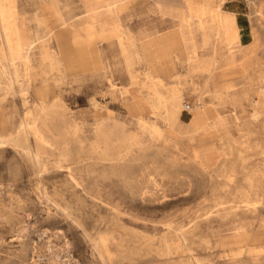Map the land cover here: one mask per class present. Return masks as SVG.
Masks as SVG:
<instances>
[{"label": "rangeland", "instance_id": "374dc122", "mask_svg": "<svg viewBox=\"0 0 264 264\" xmlns=\"http://www.w3.org/2000/svg\"><path fill=\"white\" fill-rule=\"evenodd\" d=\"M98 1L91 13L84 0H11L9 20L30 48L26 69L23 52L14 54L15 67L0 36V264H264V193L253 189L250 212L238 198L264 147V0H256L258 16L246 0L250 26L242 44L232 45V73L215 70L217 89L236 105L215 104L203 75H185V62L157 64V75L180 88L171 122L146 106L150 90L140 81L150 64L138 49L177 30L181 0ZM111 28L115 36L100 35ZM204 35L210 32L193 34L198 54L225 47L211 38L202 48ZM130 72L140 79L132 86ZM200 99L218 110V123H191ZM145 120L156 132L142 127ZM98 122L141 133L145 149L118 159L113 144L105 159ZM195 220L186 251L166 224Z\"/></svg>", "mask_w": 264, "mask_h": 264}, {"label": "crops", "instance_id": "0c3cea01", "mask_svg": "<svg viewBox=\"0 0 264 264\" xmlns=\"http://www.w3.org/2000/svg\"><path fill=\"white\" fill-rule=\"evenodd\" d=\"M253 1L256 0H250L251 6ZM181 2L182 3L179 7L180 19L177 30L168 32L162 36H157L151 39L149 42L147 41L144 45L141 46L140 49H138L139 55L143 59H146L148 61V64H150L149 71L146 73V76L142 80L159 78L164 81V78L162 76L157 75V73L160 70L157 64L164 63L165 65L166 63L168 65H172L173 64L172 62L174 61L173 58L175 57L176 59H179L180 61L186 63L185 75L189 77H192L194 75H203V81L201 83V86L212 88L210 89V91L212 92V95L215 98V104L236 105L233 97L228 91H222L217 89L216 84L214 82V77H215L214 72L216 69L225 66L223 68L225 71L223 75L227 76L228 74L232 73V69H233L232 68L233 51L231 49L232 45L242 44V42L245 40V38H243L242 36L243 34L249 31V26H250L249 19L246 17L247 13L245 12L246 0H228L225 3L226 9H224L227 11L222 10V5L220 8H218L221 0H181ZM224 2L225 0H223V3ZM252 9L255 16H258L259 13L257 11V8L252 6ZM231 15L237 16V21H238L237 24L240 34L243 33L242 36L241 35L235 36L236 39L235 37L232 38L229 35L224 34L228 31V27L224 22V17ZM112 29L115 34V28ZM195 30L200 32L201 31L210 32V35H204L202 37V42H201L202 48H204L207 44H209L211 38H214L218 42V44L224 45L225 47L219 49L212 48L209 57H204L203 54H198L197 45L193 40V34ZM223 40L226 41V43ZM183 54H186V57L181 58V55ZM227 55L230 57H228ZM206 62H208L209 64ZM190 66H192L191 70H190ZM194 69L197 70L198 74ZM136 78L137 76L134 75L132 72H130L131 81ZM259 93L262 97H264V86L260 87ZM200 103H201L200 106L195 107L191 123L194 125H201L204 124L205 122L218 123L220 117V113L218 112V110L205 104L204 102L201 101V99H200ZM176 112H177L176 107L169 106L166 121L171 122L172 120H174L176 116ZM199 112L201 115L200 120H198L195 115ZM257 154H261L262 160H259L254 166V168L261 167L263 169L264 166H262L261 163L264 160V147H260V150ZM203 156H205L206 159H209L210 162H214V160H216L217 157L216 154L212 153L210 150H204ZM240 158L242 161H245L247 159V156L240 154ZM263 174L264 171L262 172L261 176ZM249 175L252 176V173L247 174V177ZM241 185L244 187L246 186L244 184ZM252 191L254 190L252 189ZM244 239L246 240V236H244Z\"/></svg>", "mask_w": 264, "mask_h": 264}, {"label": "bare ground", "instance_id": "6f19581e", "mask_svg": "<svg viewBox=\"0 0 264 264\" xmlns=\"http://www.w3.org/2000/svg\"><path fill=\"white\" fill-rule=\"evenodd\" d=\"M108 1V0H106ZM111 3V1H109ZM107 2V3H109ZM223 3V0H221L219 7H221ZM109 5V4H108ZM107 5V6H108ZM256 1L252 2V6L256 8ZM84 6L87 9L88 12H96V10L99 7V1L98 0H84ZM200 6V5H199ZM217 10V8H216ZM258 13H260V9H257ZM215 12V11H214ZM12 14V7H11V0H0V36L2 38V42H3V47L4 50H6L7 55L9 56L8 61L11 65L15 66V60L16 58L14 57V54L18 53L21 54L22 52L24 53V55L22 56V60H23V66L26 69L27 67V53H28V49L30 48L29 44H26V48L24 49L23 46L19 40L18 34L14 28V25L10 22L9 18L11 17ZM58 15V14H57ZM222 15V14H221ZM60 16V15H58ZM216 18V16H215ZM12 20V19H11ZM223 20V19H222ZM239 20V19H238ZM224 22L226 23L227 27H228V31L224 34L229 35L230 37L234 38L235 36H242V34H240L239 28H238V24H237V16L235 15H231V16H226L224 17ZM103 26H108L111 23L104 21L101 23ZM49 29V28H48ZM111 33H102L100 34L102 37L104 38H110L115 36L113 29L111 28L110 30ZM43 34V33H42ZM16 36V41H14L12 36ZM225 35V36H226ZM247 33L243 34V38L247 37ZM46 36V34H45ZM49 37V36H48ZM241 37V38H242ZM221 38V37H220ZM224 38V36H223ZM222 39V38H221ZM236 39V37H235ZM228 40V39H227ZM1 41V40H0ZM47 41V40H46ZM224 41V40H223ZM229 41V40H228ZM48 42V41H47ZM226 43V41H224ZM35 43V42H34ZM2 47V48H3ZM1 54V53H0ZM50 54V53H49ZM228 56V55H227ZM233 56V55H232ZM5 57V56H4ZM230 57V56H228ZM7 58V57H6ZM231 59V58H230ZM3 60V59H2ZM226 60V59H225ZM224 60V61H225ZM233 61V60H232ZM230 62V61H229ZM208 63V62H206ZM1 64V63H0ZM201 64V62H200ZM199 64V65H200ZM204 64V63H203ZM209 64V63H208ZM189 65V64H188ZM187 65V66H188ZM206 65V64H205ZM2 66V64L0 65ZM195 66V65H194ZM17 67V66H15ZM49 67V66H48ZM190 66V70H191ZM232 67V66H231ZM8 68H10L8 66ZM196 68V67H195ZM200 68V67H198ZM10 70V69H9ZM21 70V69H19ZM193 70V69H192ZM196 70V69H194ZM200 70V69H199ZM206 70V69H205ZM204 70V71H205ZM188 71V70H187ZM207 71V70H206ZM197 72V70H196ZM9 73V72H8ZM13 73V72H12ZM26 73V72H24ZM194 73V71H193ZM192 73V74H193ZM201 73V71H200ZM215 73V72H214ZM198 74V72H197ZM11 75V74H10ZM25 76V75H24ZM9 77V75H8ZM16 77V76H15ZM140 79H134L131 81L130 86L135 85L137 83V81ZM9 82V81H8ZM142 86H146L150 91L148 93V99L146 100V106L148 107V110L150 113L153 114H161L162 118L164 120L167 119V115H168V107L172 106V107H180L182 105L181 103V96H180V88L178 86V83L175 84H166L163 80L159 79V78H154V79H150V80H141L140 81ZM20 83V82H19ZM109 83L111 85L112 88L116 89V85L114 84L113 81L109 80ZM13 84V83H12ZM8 85V84H7ZM28 86V84H27ZM263 88V87H262ZM23 95V94H22ZM219 99V97H218ZM52 101V100H51ZM55 101V100H54ZM93 101V100H92ZM218 101V100H217ZM219 102V101H218ZM50 103V101H49ZM47 103V104H49ZM52 103V102H51ZM62 104V103H61ZM39 105V104H38ZM41 105V104H40ZM62 107V105H60ZM93 106L94 107H98V102H96L95 100L93 101ZM38 107V106H37ZM202 107V106H201ZM47 108V107H46ZM32 109V108H31ZM63 110V108H62ZM43 118H44V122L46 123L45 120L48 119V113L45 111V109H41L40 110ZM28 115V114H27ZM197 119L200 120L201 119V115L200 112L195 114ZM203 115V114H202ZM42 119V118H41ZM49 122V121H47ZM27 123V122H26ZM47 129L51 132H53L55 130V127H49L46 126ZM142 127L149 131L150 133H154L156 132L152 127H151V122L150 121H143L142 122ZM19 128V127H18ZM52 128V129H50ZM15 129V128H14ZM26 130V129H25ZM77 130V129H76ZM80 130V129H78ZM33 131L37 137V140L39 141V144H42V142H45L43 135L39 132V130L37 128L33 127ZM95 131L96 133L101 137V142L103 143V148L102 149V154L104 156L105 159L108 158V150L112 147L113 144H119L120 145V150H119V157L118 159H123L125 156H127L128 154H131L135 149L139 148L142 149L144 147V142L142 141L141 138V133H129L125 130V126L123 124H115V125H109L108 123H103V122H98L96 123L95 126ZM26 132V131H25ZM30 132V131H29ZM80 132V131H79ZM63 135V134H62ZM16 136V135H15ZM78 136V135H76ZM31 137V136H30ZM78 138V137H77ZM80 138V137H79ZM75 139V138H74ZM14 140V139H13ZM24 141V140H23ZM26 141V140H25ZM78 141V140H76ZM85 141H87L85 139ZM74 142V141H73ZM91 142V141H90ZM15 143V142H14ZM20 143V142H19ZM86 143V142H85ZM88 143V142H87ZM38 144V145H39ZM59 144V143H57ZM65 144V142L63 143ZM93 144V143H91ZM97 145V144H96ZM21 146V145H20ZM67 146V145H66ZM75 146V145H74ZM88 146V145H87ZM78 147V146H77ZM82 147V146H81ZM29 148V147H28ZM75 148V147H74ZM76 149V148H75ZM91 149V148H90ZM145 149V148H143ZM89 150V149H87ZM68 151V150H67ZM75 151V150H74ZM73 151V152H74ZM76 151H79L76 150ZM82 152V151H81ZM77 154V153H76ZM145 154V153H144ZM147 154V153H146ZM74 155V153H73ZM140 155V154H139ZM141 157V156H140ZM136 158V157H135ZM79 159V158H78ZM37 163V161H36ZM262 166H264V160L261 163ZM35 167V166H34ZM97 167V166H96ZM154 167V166H153ZM85 168V167H84ZM155 168V167H154ZM95 169V167H94ZM264 171V168L262 169L261 167H257V168H253L252 176H248L247 177V182H248V187L247 188H243L240 187L241 189H239L240 191H243L244 193L239 195L240 199H242V208L244 210V212H250L252 209H254L256 206H254V204H252L250 198L251 196L254 195V191H252V189L254 188H258L259 190H261L264 193V176H261L262 172ZM93 174V173H91ZM88 175V174H86ZM143 175V174H142ZM140 176V175H138ZM137 176V178H138ZM70 177V175H69ZM73 177V176H72ZM86 178V177H85ZM141 178V176H140ZM71 179V177H70ZM69 179V180H70ZM148 181L152 182L151 178H148ZM73 182V181H72ZM89 182V181H88ZM87 182V183H88ZM93 182V181H92ZM89 184V183H88ZM83 185V184H82ZM87 186V184H86ZM84 186V187H86ZM142 186V185H141ZM83 187V186H82ZM143 189V188H142ZM91 190V189H90ZM85 191V190H84ZM260 191V192H261ZM236 195V193H235ZM234 196V195H233ZM258 196V195H256ZM237 198V197H236ZM261 199V198H260ZM239 201V199H237ZM260 204V203H259ZM230 205V204H229ZM235 205H230V209L232 212H234L236 209ZM230 211V210H229ZM10 219V218H9ZM206 219V218H204ZM201 220V219H200ZM200 220H195L193 222L192 226H175L172 223H167L166 224V231L168 232H175L176 237L181 241L182 243V248L186 251H190V245H189V240L192 237V235L197 234V229H198V225H199V221ZM240 230V229H239ZM209 237V236H208ZM239 240V239H238ZM163 241L166 243V247L171 249V247L169 246V241L168 239H166V237L163 238ZM105 242V241H104ZM209 242V241H208ZM94 245V244H93ZM62 248V247H61ZM241 249V248H240ZM25 250V249H24ZM111 250V249H110ZM244 250L239 251L238 253L241 254L243 253ZM166 253V252H165ZM169 253V252H167ZM255 253V252H254ZM250 254V253H249ZM234 256V255H233Z\"/></svg>", "mask_w": 264, "mask_h": 264}, {"label": "built area", "instance_id": "2783aa9c", "mask_svg": "<svg viewBox=\"0 0 264 264\" xmlns=\"http://www.w3.org/2000/svg\"><path fill=\"white\" fill-rule=\"evenodd\" d=\"M189 106H190V105H189L188 103H185V106H184L183 110H184V111H188Z\"/></svg>", "mask_w": 264, "mask_h": 264}]
</instances>
